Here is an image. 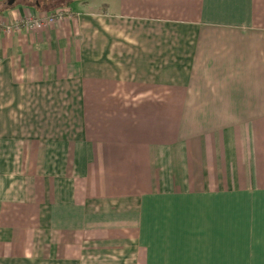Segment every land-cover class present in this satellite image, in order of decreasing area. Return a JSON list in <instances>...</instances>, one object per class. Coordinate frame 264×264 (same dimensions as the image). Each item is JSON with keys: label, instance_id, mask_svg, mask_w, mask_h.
I'll return each instance as SVG.
<instances>
[{"label": "crops", "instance_id": "obj_1", "mask_svg": "<svg viewBox=\"0 0 264 264\" xmlns=\"http://www.w3.org/2000/svg\"><path fill=\"white\" fill-rule=\"evenodd\" d=\"M98 6L0 36V264H264V0Z\"/></svg>", "mask_w": 264, "mask_h": 264}, {"label": "built area", "instance_id": "obj_2", "mask_svg": "<svg viewBox=\"0 0 264 264\" xmlns=\"http://www.w3.org/2000/svg\"><path fill=\"white\" fill-rule=\"evenodd\" d=\"M70 12L59 9L52 14L35 15L32 12L23 14L18 18L7 20L0 15V36H12L26 30L29 32H40L47 27L64 21Z\"/></svg>", "mask_w": 264, "mask_h": 264}, {"label": "trees", "instance_id": "obj_3", "mask_svg": "<svg viewBox=\"0 0 264 264\" xmlns=\"http://www.w3.org/2000/svg\"><path fill=\"white\" fill-rule=\"evenodd\" d=\"M55 2V0H32L30 4L31 7L36 10L46 11L47 13L52 14L59 9L69 8L72 5L73 0L62 1V4L61 2L55 4Z\"/></svg>", "mask_w": 264, "mask_h": 264}, {"label": "rangeland", "instance_id": "obj_4", "mask_svg": "<svg viewBox=\"0 0 264 264\" xmlns=\"http://www.w3.org/2000/svg\"><path fill=\"white\" fill-rule=\"evenodd\" d=\"M56 2H55V4L57 3V2H61V4H62V1H66V0H55ZM76 2H77V0H75ZM75 1H74V3H75ZM101 0H84V2H89L91 5H93V7H97V8H100V6H98V3L100 2ZM64 3V2H63ZM74 3H72V5H74ZM65 4V3H64ZM112 8V7H111ZM110 10H113V8L112 9H110Z\"/></svg>", "mask_w": 264, "mask_h": 264}]
</instances>
